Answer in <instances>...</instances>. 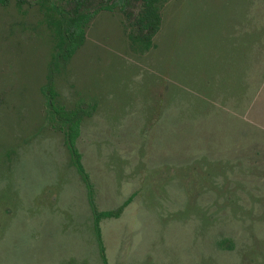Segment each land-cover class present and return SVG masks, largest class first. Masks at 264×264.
Masks as SVG:
<instances>
[{"label": "rangeland", "instance_id": "1", "mask_svg": "<svg viewBox=\"0 0 264 264\" xmlns=\"http://www.w3.org/2000/svg\"><path fill=\"white\" fill-rule=\"evenodd\" d=\"M52 0L0 1V264H264V0H169L154 46L101 10L43 88Z\"/></svg>", "mask_w": 264, "mask_h": 264}, {"label": "trees", "instance_id": "2", "mask_svg": "<svg viewBox=\"0 0 264 264\" xmlns=\"http://www.w3.org/2000/svg\"><path fill=\"white\" fill-rule=\"evenodd\" d=\"M3 2V0H0ZM169 0H52L47 6L54 15L48 16V23L53 30L56 43L48 80L43 91L47 98L49 111L56 114L66 135V144L74 160V165L87 181L92 191L89 175L82 163V154L76 143L81 133L83 121L82 108L68 110L57 101L58 92L55 87L54 65L65 64L85 43L86 28L89 22L101 10H120L124 13L129 27L130 38L140 44L144 51L154 46V38L159 33L163 23L162 10ZM127 204V203H126ZM124 204L117 210H94L95 230L98 237L101 257L104 264H109L102 241L100 222L103 218L119 217Z\"/></svg>", "mask_w": 264, "mask_h": 264}]
</instances>
